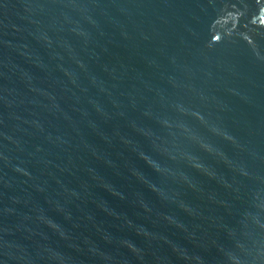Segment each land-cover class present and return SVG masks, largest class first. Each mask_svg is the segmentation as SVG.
I'll list each match as a JSON object with an SVG mask.
<instances>
[{
    "label": "water",
    "instance_id": "1",
    "mask_svg": "<svg viewBox=\"0 0 264 264\" xmlns=\"http://www.w3.org/2000/svg\"><path fill=\"white\" fill-rule=\"evenodd\" d=\"M0 264H264V0H0Z\"/></svg>",
    "mask_w": 264,
    "mask_h": 264
}]
</instances>
